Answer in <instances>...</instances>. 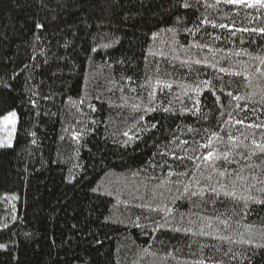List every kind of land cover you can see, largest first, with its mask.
Listing matches in <instances>:
<instances>
[{"label": "snow or ice", "instance_id": "1", "mask_svg": "<svg viewBox=\"0 0 264 264\" xmlns=\"http://www.w3.org/2000/svg\"><path fill=\"white\" fill-rule=\"evenodd\" d=\"M173 9L172 23L151 33L143 69H135L141 75L121 74L117 81L113 64L105 62L89 75L78 100L68 97L61 104L77 125L83 123L76 117L85 115L84 105L98 111L93 101L127 109L135 123L122 133L123 147L141 139L140 133L163 130L164 139L150 137L155 151L145 167L133 173L139 179L126 193L115 194L117 205L141 214L129 217L130 223L112 222L148 237L147 246L137 245L131 264H252L264 249V0H171L165 11ZM189 12L194 14L190 23ZM104 24L101 19L96 28ZM36 29L43 30L44 25L37 22ZM161 34L166 38L156 46ZM41 39L34 33V44ZM91 51L96 53L97 48ZM116 63L130 66L127 60ZM100 79L106 87L93 88ZM0 87L11 85L4 82ZM116 92L119 103L113 99ZM32 95L36 99L29 103L38 108L41 99L54 102L56 94ZM153 113L163 115L146 121ZM18 122L16 109L0 110V148L13 147ZM91 123L98 126L101 121ZM137 126L139 132L130 135ZM63 131L79 145L87 126L77 130L69 122ZM30 135L37 144L36 133ZM148 168L152 171L141 176ZM125 194L128 199H120ZM162 233L171 235L161 239Z\"/></svg>", "mask_w": 264, "mask_h": 264}, {"label": "trees", "instance_id": "2", "mask_svg": "<svg viewBox=\"0 0 264 264\" xmlns=\"http://www.w3.org/2000/svg\"><path fill=\"white\" fill-rule=\"evenodd\" d=\"M170 3L0 0V85H11L0 87V110L12 107L19 117L13 147L0 148V245L5 246L0 248V264H131L137 245L147 246L144 241L148 237L139 229L112 222L120 219L130 223L129 217L135 219L141 214L139 209L117 205L115 194L133 187V181L139 179L133 173L144 168L155 151L150 137L164 139L163 130L140 133L141 139L123 147L120 141L126 137L122 133L135 123L127 109L93 101L98 111L93 113L84 105L85 115L77 113L76 117L83 123L77 125L61 101L68 97L78 100L88 87L89 75L105 62L113 64L117 81L121 74L133 75L137 66L143 69V57L152 44L151 33L172 23L176 10L165 11ZM193 15L189 12V23ZM101 19L105 24L98 29L96 24ZM85 20L92 27H86ZM37 22L44 25L43 30L36 29ZM34 33L42 37L35 44ZM165 38L161 34L156 46ZM65 41L69 42L67 48L63 47ZM104 44L111 47L104 48ZM93 46L96 53L91 51ZM117 60H127L130 66L117 64ZM104 72L107 75L108 69ZM25 77H29L27 82ZM104 87L102 79L93 85L96 89ZM33 91L41 97L55 93L54 102L41 99L39 107L33 108L29 103L30 98L36 99ZM119 96L116 92L113 97L117 103ZM159 115L163 114L153 113L145 119L153 121V116L159 119ZM92 119L101 123L94 125ZM69 122L77 130L87 126L79 145L70 132L63 131ZM30 132L36 133L35 145ZM137 132L139 126L129 134ZM151 171L148 168L141 176ZM108 191L113 195H107ZM12 196L16 199L11 200ZM120 199L128 197L125 194ZM170 235L159 234L161 239ZM187 251L185 248L184 253ZM252 264H264V249L252 258Z\"/></svg>", "mask_w": 264, "mask_h": 264}]
</instances>
